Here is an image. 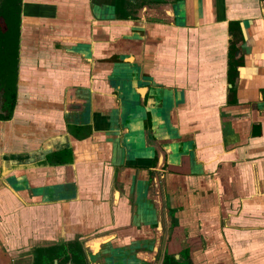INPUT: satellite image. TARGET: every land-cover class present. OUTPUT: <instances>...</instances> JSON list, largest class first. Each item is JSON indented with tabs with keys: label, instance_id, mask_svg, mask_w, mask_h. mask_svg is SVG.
Here are the masks:
<instances>
[{
	"label": "crops",
	"instance_id": "crops-1",
	"mask_svg": "<svg viewBox=\"0 0 264 264\" xmlns=\"http://www.w3.org/2000/svg\"><path fill=\"white\" fill-rule=\"evenodd\" d=\"M74 241L91 264H264V0H22L0 264Z\"/></svg>",
	"mask_w": 264,
	"mask_h": 264
},
{
	"label": "trees",
	"instance_id": "trees-1",
	"mask_svg": "<svg viewBox=\"0 0 264 264\" xmlns=\"http://www.w3.org/2000/svg\"><path fill=\"white\" fill-rule=\"evenodd\" d=\"M21 3L22 0H0V121L11 120L16 105ZM234 52V45L231 44L227 71L230 83L233 82L239 66L238 60L234 59ZM67 244L75 247L77 251L80 248L75 241Z\"/></svg>",
	"mask_w": 264,
	"mask_h": 264
},
{
	"label": "flooded vegetation",
	"instance_id": "flooded-vegetation-1",
	"mask_svg": "<svg viewBox=\"0 0 264 264\" xmlns=\"http://www.w3.org/2000/svg\"><path fill=\"white\" fill-rule=\"evenodd\" d=\"M77 251L72 245H52L48 247L34 248L23 258L21 264H91L87 254L83 251L82 244ZM51 248V249H50ZM37 249H41L38 251ZM15 260L11 261L14 264Z\"/></svg>",
	"mask_w": 264,
	"mask_h": 264
},
{
	"label": "rangeland",
	"instance_id": "rangeland-1",
	"mask_svg": "<svg viewBox=\"0 0 264 264\" xmlns=\"http://www.w3.org/2000/svg\"><path fill=\"white\" fill-rule=\"evenodd\" d=\"M79 243V242H78ZM90 246L95 248L96 250L99 248V243L95 242L94 245L90 244ZM28 252H22L17 256H14L12 260H15L14 264H21L23 262V258L26 261V255ZM30 253V252H29ZM28 253V254H29ZM11 264V263H10Z\"/></svg>",
	"mask_w": 264,
	"mask_h": 264
},
{
	"label": "water",
	"instance_id": "water-1",
	"mask_svg": "<svg viewBox=\"0 0 264 264\" xmlns=\"http://www.w3.org/2000/svg\"><path fill=\"white\" fill-rule=\"evenodd\" d=\"M107 241H108V239L106 238H104V239H99V240H95V241H93V242H97V243H99V247L100 246H104L106 243H107ZM90 243H92V242H88V243H86V245H85V247H89L90 249H92L91 248V246H90ZM92 251H93V249H92ZM98 251H99V249H98ZM94 252V251H93ZM98 252H96V253H94L93 255H95L96 256V254H97ZM167 253L165 252V255H166Z\"/></svg>",
	"mask_w": 264,
	"mask_h": 264
}]
</instances>
